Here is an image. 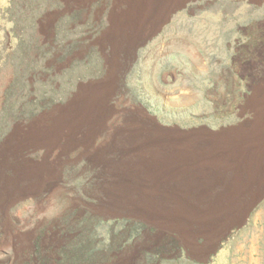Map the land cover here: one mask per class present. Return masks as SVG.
<instances>
[{
	"label": "rangeland",
	"instance_id": "374dc122",
	"mask_svg": "<svg viewBox=\"0 0 264 264\" xmlns=\"http://www.w3.org/2000/svg\"><path fill=\"white\" fill-rule=\"evenodd\" d=\"M203 1L197 10L176 11L161 28L165 32L136 35L104 32L115 19L98 0H59L60 8L39 13L27 35L24 12L29 0H0V120L26 39L44 46L55 39L62 17L79 11L61 39L65 46L79 43L78 48L61 63L56 62V49L41 62L36 76L28 77L33 115L11 121L0 139L1 163L6 146L24 124L50 113L57 127H64L65 140H54L49 153L56 159L58 186L50 206L39 208L30 189L16 187L12 172L0 168V205L6 206L15 229L29 235V250H0V264H24L47 224L40 241L43 255L57 250L62 245L57 225L67 215L73 227L67 238L90 247L93 258L108 256L101 264H264V204L219 212L141 208L159 195L132 194L126 185H113L126 183L130 172L151 169L154 163L148 156L160 154L162 125L183 116L198 121L191 114L193 105H217L213 91L230 86L245 91L264 73V32L257 29L264 0ZM47 20L50 27L44 34ZM127 39L139 41L141 47L119 48ZM46 100L51 107L41 109ZM17 105L15 99L12 110ZM29 151L26 157L33 162L46 155L40 147ZM241 220L242 227H236ZM52 234L54 243L48 245L43 239ZM78 253L80 249L71 247L67 260L75 261ZM53 255L47 264H59Z\"/></svg>",
	"mask_w": 264,
	"mask_h": 264
},
{
	"label": "crops",
	"instance_id": "0c3cea01",
	"mask_svg": "<svg viewBox=\"0 0 264 264\" xmlns=\"http://www.w3.org/2000/svg\"><path fill=\"white\" fill-rule=\"evenodd\" d=\"M100 3L115 19L112 29L104 32L136 35L163 33L161 28L176 11L199 8V0H98L96 4ZM203 3L209 5L210 0ZM260 18L257 29L264 32V15ZM123 42L127 45L119 48L141 47L136 40ZM213 93L217 105L191 107L198 121L183 116L160 127V154L148 156L154 163L151 169L130 172L126 183L113 185H126L132 194L159 195L141 208L252 210L264 204V73L245 91L230 86ZM214 203L224 205H205ZM242 224L241 220L236 227Z\"/></svg>",
	"mask_w": 264,
	"mask_h": 264
},
{
	"label": "trees",
	"instance_id": "16d2710c",
	"mask_svg": "<svg viewBox=\"0 0 264 264\" xmlns=\"http://www.w3.org/2000/svg\"><path fill=\"white\" fill-rule=\"evenodd\" d=\"M29 5L26 6V10L24 14L26 15L27 21L24 24L25 34L31 31L34 27L35 20L39 13L44 11L47 8H60L61 4L59 0H29ZM79 12V11H78ZM74 12L70 15H64L56 24V37L53 41L45 44L44 46H39L35 42H31V40L26 39V43L24 46L18 51L19 59H18V73L17 77L14 80L13 85L10 87L7 92L6 99V109L5 113L0 120V139L4 135L6 131V126L9 125L11 121L21 120L31 118L33 115V107L27 101L29 95V82L28 77L33 74V77L36 76L37 70L41 66V62L45 61V59L49 57H53L56 49H59V56H57V63H61L65 61L68 55L73 52V50L78 48V44L72 46H65L62 42V37L66 36L70 30V25L75 24V22L79 18V13ZM28 35V34H27ZM88 59V57H87ZM78 62L73 63L76 65ZM43 70V69H42ZM49 74V82L52 81V77ZM35 80V78H33ZM18 100V105L16 109L12 110V106L14 100ZM43 107L41 109H49L51 107L50 102L48 100L43 102ZM68 215L61 222V224L57 225V229L60 232V237L62 239V245L57 249L48 250L49 253L43 255L42 249L40 247L41 238L48 231L50 224L43 226L39 231V236L33 240L32 249L29 253V256L25 257L24 264H47L48 256L53 255L59 258V264H101L103 263L106 256L93 258L90 250V247H84L79 240L75 239L73 242H70V239L67 238L72 233V226L67 222ZM78 248L80 249V253H78V257L75 261L67 260V252L70 248ZM83 247V248H82ZM47 251V252H48ZM51 253V254H50ZM26 259L28 260L26 262Z\"/></svg>",
	"mask_w": 264,
	"mask_h": 264
},
{
	"label": "bare ground",
	"instance_id": "6f19581e",
	"mask_svg": "<svg viewBox=\"0 0 264 264\" xmlns=\"http://www.w3.org/2000/svg\"><path fill=\"white\" fill-rule=\"evenodd\" d=\"M50 22H51L50 20H47L44 23L43 25L44 34L48 32V29L50 27ZM106 114L108 113H105V115ZM53 117L54 114L49 113L41 117H38L29 124H24L25 126L22 127V129L18 132V134L16 133L17 134L16 137L8 144V146H6L7 148H5L2 154L1 157L2 159L0 163L1 164L0 168H4V171L8 169L9 171L12 172L13 174L12 183L16 187L18 186V188H21V190H23L22 188H26L28 191L30 189V192L28 193L30 194V196L36 199L38 207L41 209L50 206L51 199L58 192L57 191L58 186L56 185V178L54 174V168H55L54 160L56 161V159L54 160L50 159L49 153L51 151V147L53 144L52 142L54 140L59 141L60 138L61 140L64 139V137L61 136L62 133H64L63 131L64 127L61 126L57 127L56 121L54 122V119L57 118H53ZM59 117L64 118L65 116L61 114ZM62 125L65 126L64 123ZM39 147L43 148L46 152V155L42 161L33 162L26 157L27 151ZM56 156L57 155H55V157ZM0 200L3 199L1 198ZM2 203L4 204V201H2ZM5 208H6L5 205H0V250H7L9 252L11 251L22 252L23 250L28 251L29 235L21 234L18 232V230L15 229L14 222L12 221V219H10V217L7 216L5 212ZM220 209L221 208H217V211L218 212L221 211ZM43 241L48 245L54 243L53 234L47 235L43 239Z\"/></svg>",
	"mask_w": 264,
	"mask_h": 264
}]
</instances>
